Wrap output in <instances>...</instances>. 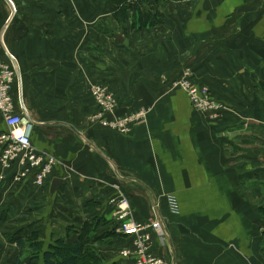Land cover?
Segmentation results:
<instances>
[{
  "label": "crops",
  "instance_id": "0c3cea01",
  "mask_svg": "<svg viewBox=\"0 0 264 264\" xmlns=\"http://www.w3.org/2000/svg\"><path fill=\"white\" fill-rule=\"evenodd\" d=\"M117 4L0 0V62L16 58L32 143L58 159L44 187L0 162V234L12 249L2 260L0 237V264H16L13 235L39 233L46 251L75 243L87 224L99 264H128L114 186L136 221H163L168 245L153 233L151 249L165 264H264V0H144L143 27L139 17L132 27L133 13L118 20ZM183 66L226 105L220 116L174 88ZM99 83L117 96L118 115L147 108L146 119L126 134L100 125ZM32 263L43 258L24 257Z\"/></svg>",
  "mask_w": 264,
  "mask_h": 264
},
{
  "label": "built area",
  "instance_id": "2783aa9c",
  "mask_svg": "<svg viewBox=\"0 0 264 264\" xmlns=\"http://www.w3.org/2000/svg\"><path fill=\"white\" fill-rule=\"evenodd\" d=\"M9 60V63L0 62V113L8 127V131L0 135V148H2L0 162L5 169L17 163L21 168L20 178L31 176L35 185L44 187L51 178L58 159L38 150L32 143L33 124L27 117L21 91V76L17 72L18 64L12 55L9 56ZM181 71L179 78L173 84L174 88L186 93L195 110L209 112L214 117L220 116L226 105L213 97L207 86L196 83L190 67L183 66ZM15 92H18L20 106L18 111ZM92 95L98 106V113L94 119L102 126L126 134L135 124L143 122L147 117L149 111L147 108L118 115L117 96L104 84L93 86ZM114 187L119 193L114 200L116 219L114 231L132 240V247L122 252L125 258H133L128 264H165V260L155 255L151 249L153 233L157 234L161 245H168L169 236L163 221L160 219L148 222L136 221L129 197L119 186ZM169 203L172 210H178L173 196H169Z\"/></svg>",
  "mask_w": 264,
  "mask_h": 264
},
{
  "label": "trees",
  "instance_id": "16d2710c",
  "mask_svg": "<svg viewBox=\"0 0 264 264\" xmlns=\"http://www.w3.org/2000/svg\"><path fill=\"white\" fill-rule=\"evenodd\" d=\"M115 1L118 3V9L116 11V17L118 20L124 21L128 17L129 13H133L132 27L136 26L138 17L142 27L145 26L143 21H149L147 12H144L140 8V5H142V1L144 0ZM195 81L198 85L203 86V84L199 83L196 79ZM91 230V225L87 224L75 243L67 244L64 240H57L55 245L46 251L39 249L41 248L40 244L38 245L34 243L37 241L39 233L32 234L30 237H25L24 235L18 233V235L16 234V238L13 240L16 241L19 247V253L15 263L23 264L20 260V256L25 252V248L29 244L33 247V254H29L32 262L36 260L40 262L41 258H43V264H99L101 261V254L93 248V243L97 238H89ZM112 234L113 233H109L108 235L112 236ZM88 249H90V251Z\"/></svg>",
  "mask_w": 264,
  "mask_h": 264
},
{
  "label": "rangeland",
  "instance_id": "374dc122",
  "mask_svg": "<svg viewBox=\"0 0 264 264\" xmlns=\"http://www.w3.org/2000/svg\"><path fill=\"white\" fill-rule=\"evenodd\" d=\"M174 6V5H173ZM11 235V234H10ZM8 236H9V234H0V237H1V241H2V245L4 246V250L2 251V260H4V256H6L7 254H9L10 252H12V249H8V247L7 246H9V244H10V242H8ZM11 238H12V241H13V239L15 238L14 237V235L13 236H11ZM13 243V242H12ZM89 251H90V249H88ZM14 256V254L12 253V257ZM25 256H29V254L27 253V252H24L21 256H20V258H22V259H20L21 260V262H23L24 261V257ZM5 258H8L7 256L5 257ZM125 259H128V258H125ZM129 259H133V258H129ZM130 261H132V260H130Z\"/></svg>",
  "mask_w": 264,
  "mask_h": 264
},
{
  "label": "water",
  "instance_id": "95a60500",
  "mask_svg": "<svg viewBox=\"0 0 264 264\" xmlns=\"http://www.w3.org/2000/svg\"><path fill=\"white\" fill-rule=\"evenodd\" d=\"M118 39L120 41L123 40L122 36H118ZM61 182H62V178H59V177H56V178H54L52 180L51 187H50L51 193H55L57 191V189H58L59 185L61 184Z\"/></svg>",
  "mask_w": 264,
  "mask_h": 264
}]
</instances>
